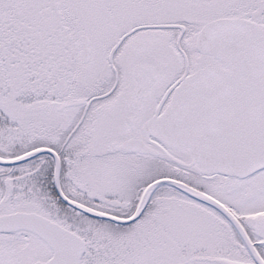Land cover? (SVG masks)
<instances>
[{"label": "snow or ice", "instance_id": "obj_1", "mask_svg": "<svg viewBox=\"0 0 264 264\" xmlns=\"http://www.w3.org/2000/svg\"><path fill=\"white\" fill-rule=\"evenodd\" d=\"M0 264H264V0H0Z\"/></svg>", "mask_w": 264, "mask_h": 264}]
</instances>
